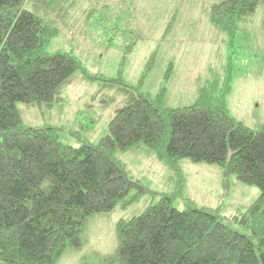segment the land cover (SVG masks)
<instances>
[{
    "label": "trees",
    "instance_id": "obj_1",
    "mask_svg": "<svg viewBox=\"0 0 264 264\" xmlns=\"http://www.w3.org/2000/svg\"><path fill=\"white\" fill-rule=\"evenodd\" d=\"M27 1L69 10L66 0H0V264H56L67 248L81 247L91 215L137 200L118 153L141 147L173 175L182 176L180 163L188 159L217 165L261 192L233 218L249 234L218 212L191 203L179 209L176 195H162L142 214L118 222L116 264H264V127L233 117L226 101L230 76L225 87L205 88L196 103L181 108L164 106V88L154 98L121 79H105L121 85L126 105L97 143L67 145L60 128L27 126L17 108L52 105L82 69L71 53L47 52L58 29L25 9ZM260 5L264 0H223L211 8L210 20L235 39Z\"/></svg>",
    "mask_w": 264,
    "mask_h": 264
},
{
    "label": "rangeland",
    "instance_id": "obj_2",
    "mask_svg": "<svg viewBox=\"0 0 264 264\" xmlns=\"http://www.w3.org/2000/svg\"><path fill=\"white\" fill-rule=\"evenodd\" d=\"M222 1L66 0L67 13L58 12L56 6L38 9L27 1L25 9L58 29L47 52L71 53L82 69L52 105L17 103L23 123L60 128L67 145L97 143L127 103L117 92L121 85L105 79H121L154 98L164 88V106L181 108L196 103L205 88L225 87L229 75L226 101L233 117L253 129L264 127V5L231 39L210 20L211 8ZM148 64L151 69L143 76ZM118 156L129 181L140 186L135 190L137 200L128 207L118 205L111 212L91 215L81 237L83 245L67 248L56 264H116L118 222L142 214L165 194L176 195L179 209L190 203L207 208L218 212L225 223L250 233L233 218L244 214L260 196L258 187L239 182L217 165L188 159L180 163L182 176L173 175L144 147Z\"/></svg>",
    "mask_w": 264,
    "mask_h": 264
},
{
    "label": "water",
    "instance_id": "obj_3",
    "mask_svg": "<svg viewBox=\"0 0 264 264\" xmlns=\"http://www.w3.org/2000/svg\"><path fill=\"white\" fill-rule=\"evenodd\" d=\"M131 185L136 188V189H140V186L138 184H135V183H131ZM143 190V189H142Z\"/></svg>",
    "mask_w": 264,
    "mask_h": 264
}]
</instances>
